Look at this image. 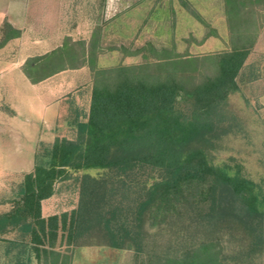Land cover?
<instances>
[{"label": "trees", "instance_id": "trees-1", "mask_svg": "<svg viewBox=\"0 0 264 264\" xmlns=\"http://www.w3.org/2000/svg\"><path fill=\"white\" fill-rule=\"evenodd\" d=\"M181 2L209 28L204 40L217 36ZM222 3L227 36L219 51L179 53L148 42L124 49L138 62L103 67L95 30L88 42L66 38L25 61L22 72L32 84L87 67L90 98L87 113L71 124L74 137H55L24 174L18 198L0 214V240L15 232L23 248L43 253L38 264H70L73 248L139 254L149 230L177 227L175 245L149 255L146 264H254L264 256V182L251 179L232 156L216 160L240 126L229 97L239 92L237 78L264 28V0ZM20 34L4 20L0 49ZM76 174V206L43 217L41 202ZM224 242L231 247L225 250ZM62 246L70 254L55 250Z\"/></svg>", "mask_w": 264, "mask_h": 264}, {"label": "rangeland", "instance_id": "rangeland-1", "mask_svg": "<svg viewBox=\"0 0 264 264\" xmlns=\"http://www.w3.org/2000/svg\"><path fill=\"white\" fill-rule=\"evenodd\" d=\"M181 1L189 2L217 36L204 40L209 28L188 14ZM4 20L21 26V34L0 49V213L11 208L24 174L55 137H74L71 124L87 113L89 105L87 67L67 70L57 82L32 85L22 73L27 59L61 46L66 38L72 43L88 42L95 30L101 49L97 63L103 67L138 62L140 57L128 56L124 49L133 52L148 42L156 47L175 46L179 53L204 54L224 49L227 36L222 0H0V27ZM237 81L240 90L229 97V107L240 126L224 140L216 160L232 156L251 179L264 182V28ZM79 176L57 184L55 194L44 200L42 215L76 206ZM177 230H149L139 254L102 248L104 254L99 255L97 249H86L82 264H146L149 255L157 256L175 245ZM3 237L15 238L14 233ZM223 245L225 250L231 247ZM6 248L0 241V264H10L1 256ZM69 249L55 250L67 255ZM254 264H264V256Z\"/></svg>", "mask_w": 264, "mask_h": 264}, {"label": "crops", "instance_id": "crops-1", "mask_svg": "<svg viewBox=\"0 0 264 264\" xmlns=\"http://www.w3.org/2000/svg\"><path fill=\"white\" fill-rule=\"evenodd\" d=\"M8 22L14 28H16L18 30H21V26H18V25L16 26V24L12 20H10ZM47 52H49V51H47ZM15 65L17 66V64H15ZM74 70H77V69H74ZM66 71L67 70L58 72V73L52 75L51 77H49V78H47V79H45V80H43V81H41V82H39L37 84H32L27 78L26 79L32 85L45 84L46 82H49L48 80L57 82L58 80H60V77L62 76V74L64 72H66ZM53 77H55V78H53ZM45 200H47V199H45ZM43 203H44V200L41 202V210H42V207H43ZM7 211H5V212H7ZM41 213H42V211H41ZM54 214H58V213L55 212ZM49 215H53V214H49ZM49 215H46V216L42 215V216L43 217H47ZM13 233H14L15 238H9V239L4 238L5 240H0V241L5 242V244H7V246H8V248L5 249L4 254L1 255L2 256V259H4V261L5 260L6 261H10V264H38V262L42 263L43 262V253L40 251L38 253V255H36L30 249V246L29 245H27L26 247L23 248L22 245L19 244L20 243V241H19V235L17 233H15V232H13ZM102 248H108V247L89 246V247H84V248L83 247L73 248L72 249V252H71V262H70V264H82L83 259H84L83 256L84 255H87V252H86V254H84V252H85L84 250H86V249H93V250L97 249V252H100L99 255H101V254H104L103 252L105 250V249H102ZM1 264H2V262H1Z\"/></svg>", "mask_w": 264, "mask_h": 264}]
</instances>
